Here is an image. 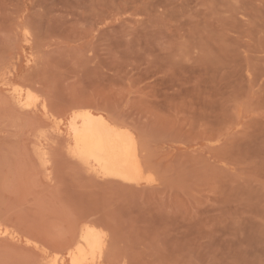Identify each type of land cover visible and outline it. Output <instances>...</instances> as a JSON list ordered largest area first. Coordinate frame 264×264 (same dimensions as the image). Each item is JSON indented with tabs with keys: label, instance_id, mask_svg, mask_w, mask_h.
<instances>
[{
	"label": "rangeland",
	"instance_id": "obj_1",
	"mask_svg": "<svg viewBox=\"0 0 264 264\" xmlns=\"http://www.w3.org/2000/svg\"><path fill=\"white\" fill-rule=\"evenodd\" d=\"M86 107L137 130L158 186L68 156ZM86 221L104 264H264V0H0V264H48Z\"/></svg>",
	"mask_w": 264,
	"mask_h": 264
},
{
	"label": "bare ground",
	"instance_id": "obj_2",
	"mask_svg": "<svg viewBox=\"0 0 264 264\" xmlns=\"http://www.w3.org/2000/svg\"><path fill=\"white\" fill-rule=\"evenodd\" d=\"M15 91L20 105L40 107L56 131L64 135L61 118L51 112L44 100L40 101L31 90L23 91L16 87ZM65 135L68 156L95 177L134 187H155L160 184V178L147 159V150L137 130L130 125L118 123L106 113L86 107L71 114ZM45 145L40 144L38 149L44 164L48 163V149ZM94 224L84 222L67 244L66 251L56 253L48 264H104L108 235L105 229ZM0 237L17 240L19 234L0 223ZM28 242L45 257L50 255L47 247L33 240Z\"/></svg>",
	"mask_w": 264,
	"mask_h": 264
}]
</instances>
